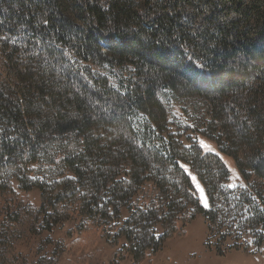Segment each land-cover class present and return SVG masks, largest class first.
Segmentation results:
<instances>
[{"label": "trees", "instance_id": "1", "mask_svg": "<svg viewBox=\"0 0 264 264\" xmlns=\"http://www.w3.org/2000/svg\"><path fill=\"white\" fill-rule=\"evenodd\" d=\"M172 96L207 103L205 134L245 186L231 187L218 154L169 133ZM15 182L38 189L41 205L18 200ZM0 201V264H18V227L40 234L73 219L72 244L19 264H60L96 228L126 239L113 264H144L199 214L218 236L209 249L254 253L264 243V0H0ZM87 261L77 264H98Z\"/></svg>", "mask_w": 264, "mask_h": 264}, {"label": "rangeland", "instance_id": "2", "mask_svg": "<svg viewBox=\"0 0 264 264\" xmlns=\"http://www.w3.org/2000/svg\"><path fill=\"white\" fill-rule=\"evenodd\" d=\"M116 72L114 71L112 76L115 84L119 80ZM169 109V133L175 134L186 144L196 141L204 151L218 154L230 172L231 187L245 186V180L234 157L221 152L217 142L205 134V122L211 119L207 103L201 98L172 96ZM186 169L190 173L202 205L207 207L208 197L203 183L188 166ZM14 188L16 198L24 204L35 207L41 205V193L38 189L22 191L18 188L17 182L14 183ZM2 202L0 201L1 205H3ZM1 205L0 223L4 217ZM122 216L123 219L126 218L128 211L124 210ZM179 226L182 228L181 232L168 240L162 250L151 259L146 260L144 264H264V243L260 247H254L252 254H246L243 249H231L225 256H219L214 250L209 249L208 241L215 244L218 236L211 235L209 221L203 214L197 215L186 226L182 222L179 223ZM77 227L78 221L74 219L59 224L52 231L45 230L40 234L29 233L25 226L18 227L12 256L18 264L32 263L43 255L50 256L58 243L68 245L73 243L79 234ZM89 233L96 236L92 245L86 246L76 255L64 252L60 255V264H77L82 259L97 261L98 264H113L112 259L116 250L126 242V239L122 237L118 243H113V233L107 239L101 235L98 228L89 230ZM250 241V236L246 235L241 246ZM232 244L233 238H229L225 246ZM120 264H133L132 256L128 255Z\"/></svg>", "mask_w": 264, "mask_h": 264}]
</instances>
